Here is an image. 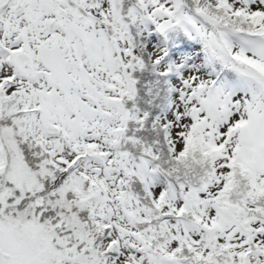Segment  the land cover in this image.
Returning <instances> with one entry per match:
<instances>
[{
	"label": "snow or ice",
	"instance_id": "6c2138e0",
	"mask_svg": "<svg viewBox=\"0 0 264 264\" xmlns=\"http://www.w3.org/2000/svg\"><path fill=\"white\" fill-rule=\"evenodd\" d=\"M0 264H264V0H0Z\"/></svg>",
	"mask_w": 264,
	"mask_h": 264
}]
</instances>
